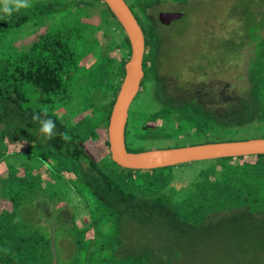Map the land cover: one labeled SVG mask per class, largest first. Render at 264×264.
<instances>
[{"label": "trees", "instance_id": "obj_1", "mask_svg": "<svg viewBox=\"0 0 264 264\" xmlns=\"http://www.w3.org/2000/svg\"><path fill=\"white\" fill-rule=\"evenodd\" d=\"M156 1L144 6L143 10L150 9V5ZM258 1L264 5V0ZM93 4L98 12L93 11L100 15V22L105 17L111 20L118 32L114 37L120 36L118 42L113 38L106 42L104 37L109 36L106 31L102 35L98 26L88 25L93 18L99 19L98 16L85 14L89 10L86 6ZM30 5L10 16L0 12L1 34L29 22H54L40 34L32 35L29 42L24 39L16 45L12 43L0 54V163L10 162L5 170L6 178L0 179V185H3L0 199L10 205V209H0V264H52V229L55 232L56 253L61 232L71 234L77 249L72 264H146L145 259L140 257H118L125 238L121 224L126 220H135L134 216L139 214V210L154 199L163 198L171 207V212L166 216L176 219L173 223L183 227L194 214L197 216L202 212H210L212 209L209 208L215 207L214 210L225 208L226 205L239 208L251 206L250 209L264 219V156L225 159L230 162L222 166L224 179L218 181L219 185L210 188L206 194L200 189L198 198L193 194L194 191L186 194L187 198L184 195L178 198V191L170 194V190H173L172 177L166 173L170 167L135 171L113 163L107 148L106 127L125 75L124 65L129 56L128 40L100 0H30ZM134 17L142 29L145 42L142 62L144 79L138 94L148 87L147 84L152 85L148 99L155 103L159 95L152 94L154 59L160 57L163 44L151 28L155 22L152 23L148 12L144 21L136 14ZM91 51L95 52L93 56L83 60ZM88 61L92 63L90 68L87 66ZM80 69H85L89 81L80 86L82 94L75 101L79 109L70 110L66 114L58 109L73 102L68 90L76 84ZM261 69L259 74L262 73ZM262 89L258 87L256 93ZM254 93L251 90L250 98L255 97ZM260 102L258 100V104ZM160 103L164 107L161 115L157 112L148 114L144 123L134 125L142 138L156 139L159 132L163 131L158 122L170 126V114H176L177 121L182 122L177 127H187L202 137L207 133V137L220 134L217 133L220 130L217 126L219 122L211 118V111L200 107H182L176 103L166 105L161 100ZM33 115H38L40 119L34 121ZM49 120L53 125L51 136L41 131ZM134 122L133 113L129 123ZM147 122L153 125H146ZM128 126L130 124L125 127L126 134L129 132ZM62 133H67L71 139L64 140ZM99 135H102L104 141L105 154L100 159H94L88 144L97 140ZM240 159L245 163L236 171L233 162ZM34 164L38 166L37 169H45L49 183L47 189L51 185L56 187L44 194L43 201L61 204L57 184L63 181L69 186L71 194L79 197L80 212L89 217L87 221L82 224L72 221L71 226L64 228L55 221L59 218V212L53 213L48 208L46 212H39L43 216L39 220H46V226L39 228L42 232L26 227L21 207L31 203L32 195L40 190L36 182H42L41 177L38 178L39 174L32 173ZM21 171L22 176L19 175ZM202 178L205 181L212 180L213 175L207 173ZM142 193L147 194L149 199L144 198ZM123 209L124 215L121 212ZM72 214L71 219L75 216L74 212ZM249 216L253 215L249 213Z\"/></svg>", "mask_w": 264, "mask_h": 264}, {"label": "rangeland", "instance_id": "obj_2", "mask_svg": "<svg viewBox=\"0 0 264 264\" xmlns=\"http://www.w3.org/2000/svg\"><path fill=\"white\" fill-rule=\"evenodd\" d=\"M124 1L142 21L147 12L154 20L158 19L161 11L184 13L183 17L167 25L156 22L151 25L153 32L163 44L160 57L154 59L153 70L155 78L153 84L156 86L154 85L152 94L159 96L155 103L148 99L153 87L147 84L148 87H145L142 93L140 91L132 102L128 123L133 113L136 122L129 123L128 126L129 132L125 140L128 152L140 153L264 139V5L262 6L258 0H157L150 5V9L143 10V7L153 0ZM86 8L89 10L85 14L99 17L93 18L92 23L89 21L88 25L98 26L102 35L103 31H106L109 34L104 37L106 42L111 38L118 42L120 36L114 37L118 32L115 31L111 20L105 17L100 22V15L96 13L98 11L94 4ZM49 22L38 21L37 24L29 22L6 33H0V54L12 43L16 45L24 39L29 42L32 35L40 34L43 29L54 23L51 20ZM85 39L91 41L90 38ZM94 53L88 52L83 60L89 59ZM79 54L81 56L82 51ZM87 66L90 68L92 63L88 61ZM88 81L85 69H80L76 84L68 90L73 102L58 110L68 114L70 110L79 109L75 101L82 94L80 86L86 85ZM258 87L263 89L256 93ZM251 90L255 92L254 98H250ZM160 100L166 105L176 103L182 107H200L211 111V118L220 124H217L220 127L217 133L220 134L207 137L209 134L207 133L204 138L187 127H177L182 122L177 121L176 114H170L168 116L170 126L158 122L160 130L163 131L159 132L160 135L156 139L142 138L141 134H137L134 125L144 123L148 114L157 112L161 115L164 107ZM258 100H261L260 104ZM81 117L82 115L79 116ZM151 124L153 125L151 122L146 123ZM103 142L102 135H99L97 140L88 144L94 159H100L105 154ZM224 160L193 162L171 167L166 172L172 177L173 190H170V194L178 191V198L182 195L187 198L186 194L194 191L193 194L197 197L200 189L206 194L210 188L218 186L224 179L222 166L230 162ZM233 163L237 171L245 161L240 159ZM9 164L10 162L5 161L0 163V179L6 178L5 170ZM37 167L34 164L32 173L39 174L38 178L42 179L41 183L36 182L40 190L32 195L31 203L28 202L21 207L26 227L42 232L39 228L46 226V220H39L43 217L39 212L42 210L46 212L48 208H51L53 213L59 212V218L55 221L58 226L64 228L71 226L72 221L78 224L87 221L89 217L80 212L79 197L71 194L69 186L63 181L57 184L61 204L43 201L44 194H48L50 189L56 187L51 185L49 190L47 189L49 183L46 180V171ZM207 173L213 175L212 180L205 181L202 178V175ZM19 175H23L22 171ZM2 186L0 185L1 196ZM142 194L144 198L149 199L147 194ZM160 199L149 201L144 209L141 208L139 214L134 216L135 220L122 222L121 232L125 238L118 257H123L122 259L130 256L140 257L145 259L146 264H264V219L256 215L250 209L251 206L239 208L226 205L225 208L214 210L215 207H212L209 208L212 209L210 212H202L197 216L194 214L189 219L190 222L183 227L173 223L176 219L166 216L171 212V207L163 198ZM64 200L66 202H62ZM2 207L10 209V205L0 199V209ZM69 210L74 212L73 219H71L73 214ZM158 210L160 216L157 217ZM45 212L41 213L45 215ZM121 212L124 215L125 209ZM249 213L253 216L248 217ZM69 234L61 232L58 238L57 264H72L76 255L77 249ZM115 256L117 258V253Z\"/></svg>", "mask_w": 264, "mask_h": 264}, {"label": "water", "instance_id": "obj_3", "mask_svg": "<svg viewBox=\"0 0 264 264\" xmlns=\"http://www.w3.org/2000/svg\"><path fill=\"white\" fill-rule=\"evenodd\" d=\"M114 17L129 44V56L124 65L125 75L109 116L107 148L110 160L123 169L151 171L201 161L264 156V139L243 142L214 143L181 149H161L128 153L125 132L129 110L136 98L144 73L142 62L145 52L144 34L134 14L124 0H100ZM182 13L160 12L158 21L169 24ZM52 264H57L54 231L51 233Z\"/></svg>", "mask_w": 264, "mask_h": 264}, {"label": "clouds", "instance_id": "obj_4", "mask_svg": "<svg viewBox=\"0 0 264 264\" xmlns=\"http://www.w3.org/2000/svg\"><path fill=\"white\" fill-rule=\"evenodd\" d=\"M30 5V0H0V12L6 14V15H11L13 12L15 11H19L21 9H25V8H29ZM129 7V6H128ZM131 10V9H130ZM163 12V11H161ZM165 12V11H164ZM172 13V12H171ZM174 13H180V12H174ZM184 16V13H182ZM182 16V17H183ZM144 79V78H143ZM157 81V80H156ZM155 81V83H156ZM153 84V83H152ZM155 85V84H153ZM156 86V85H155ZM40 117L38 115H33V120H39ZM129 123H127L128 125ZM53 127L51 120L48 121V123L41 128V131L43 133L48 134L49 136H51V128ZM127 127V126H126ZM126 134V132H125ZM62 138L64 140H70L71 138L67 135V133H62L61 134ZM125 140H126V136H125ZM161 150V149H160ZM19 219V218H17ZM53 230V229H52ZM54 231V230H53ZM52 233V231H51ZM55 235V232H54ZM51 236V235H50Z\"/></svg>", "mask_w": 264, "mask_h": 264}, {"label": "flooded vegetation", "instance_id": "obj_5", "mask_svg": "<svg viewBox=\"0 0 264 264\" xmlns=\"http://www.w3.org/2000/svg\"><path fill=\"white\" fill-rule=\"evenodd\" d=\"M160 13V12H159ZM150 19H151V21H152V23L153 22H157L158 21V19L157 20H154V18L153 17H149ZM76 223V222H75ZM76 224H78V223H76ZM52 231V230H51ZM51 237V236H50ZM54 237H55V235H54ZM58 238H60V237H58ZM55 245V244H54Z\"/></svg>", "mask_w": 264, "mask_h": 264}]
</instances>
